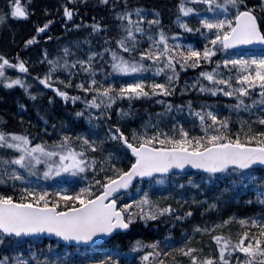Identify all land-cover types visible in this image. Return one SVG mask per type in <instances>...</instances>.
<instances>
[{
	"label": "snow or ice",
	"instance_id": "obj_1",
	"mask_svg": "<svg viewBox=\"0 0 264 264\" xmlns=\"http://www.w3.org/2000/svg\"><path fill=\"white\" fill-rule=\"evenodd\" d=\"M69 2L65 0L62 5L65 30L71 25L73 30L90 31L71 46L64 44L60 49L62 55L42 50L40 61L47 67L42 74H33V82L37 88L43 85L45 90L53 91L54 96L47 98L49 104L55 98L74 104L81 102L82 107L73 115L83 117L93 127L104 121L107 130L97 139L91 130L73 135L64 130L65 124L59 129L53 125L59 138L49 145L45 140L32 143L33 137L26 131L0 127V184L11 185L10 191H0V264H77V256L83 264L84 254L79 249L91 248L103 235L131 231L136 223L148 226L166 218L176 225L192 217L195 207L207 204L206 209L201 207L204 216L251 189H255V197L246 203L258 204L261 212L252 216L232 214L194 224L191 235L186 229L182 231V239H187L178 245L167 237L137 239L132 242V251L143 253L137 264H264V54H240L236 50L240 45H264V0H177L176 24L186 32H198L204 41L201 47L183 43L182 32L166 30L161 12L155 7L147 9L130 4L129 0H96L94 7H107L109 17L117 21L114 38L108 35L109 24L95 15L91 22L83 19L79 6H86L88 0H75L74 7H69ZM5 7L7 11H0V24L6 23L9 16L27 19L34 11L29 9L28 0H6ZM48 11L44 9L45 14ZM76 16H81V20L73 24ZM193 18L198 20L195 27L189 23ZM52 23L45 20L38 25L21 49L26 51L36 43L38 34ZM101 35L103 39L97 47L91 38ZM81 44L88 46L86 56L79 55L83 51ZM144 44L147 46L142 47ZM27 59L18 51L13 63L0 53V83L5 88L19 85L35 101L43 90L32 91L21 75L6 74V68L27 74ZM104 63L109 65L106 71L97 66ZM201 65L210 67L200 71L191 84H180L181 70ZM60 70L67 76L57 74ZM99 73L104 75L97 79ZM112 73L124 74V82L117 84ZM177 88L181 93L195 90L234 98L235 103L227 107L237 112L248 111L252 120H238L239 128L233 132L231 116H220L210 103L194 108L191 100L173 104L157 99L174 95ZM125 98L153 99L162 109L154 114L153 123V114H149L148 119L125 131L128 117L134 118L132 109L115 107ZM185 107L188 115L198 120V131L195 123L186 128L175 117L170 127H161L173 108L183 112ZM113 108L117 122L108 123ZM256 108L260 111L255 112ZM254 125L261 130H255ZM41 164L42 172L38 167ZM185 165L202 171L198 180L190 176L175 185L174 191L179 190L175 191L179 207L170 202L162 204L167 196L153 199L154 185L165 184V174L171 175L170 170L183 169ZM61 173L80 177V187L74 192L68 188L32 187L38 183L31 179L33 176L47 179ZM20 184L28 186L20 188ZM201 184L218 190L211 198L205 197ZM186 186L197 189L200 199H196L197 193L190 199L182 197ZM185 205L188 207L182 211ZM233 224L238 225L235 235L231 230ZM205 235L214 244L207 252V242H200ZM52 237L57 238L55 243L51 242ZM194 238L199 246L192 242ZM44 240L49 243L44 245ZM121 257L116 250L102 259H88L87 264H130L127 256Z\"/></svg>",
	"mask_w": 264,
	"mask_h": 264
},
{
	"label": "trees",
	"instance_id": "obj_2",
	"mask_svg": "<svg viewBox=\"0 0 264 264\" xmlns=\"http://www.w3.org/2000/svg\"><path fill=\"white\" fill-rule=\"evenodd\" d=\"M25 0H22V3H24ZM65 0H28V6L29 9L34 11L27 19H13L9 16L6 23L0 24V53H4L9 58L15 57L16 53L19 51L21 56L27 57V61H32L34 59L40 60V56L42 55V50L47 49L50 53V55H57L61 54L62 46L66 43H68L71 46V43L76 40H80L85 36V33L87 31H90V29L81 28L80 30H73L71 28V25H68V30H65L64 27V20L62 19V11H63V3ZM130 4H140L143 5L147 9H151L153 7L157 8L161 12V23L162 26L168 30V31H178L182 32L183 35L181 37L182 42L187 43H193L197 47H201L203 45V40L200 36L191 35L183 32L182 29H180L176 22H175V16H176V4L177 0H129ZM96 0H88L87 5H80L79 6V12L83 16V19L88 20L91 22L92 17L95 15L98 20H102L104 23L109 24V30L108 35L112 37L117 36V29L115 28V24L117 21L114 19H111L109 17L108 9L105 6H95ZM6 0H0V11H7L6 7ZM69 7H74L75 0H71L68 4ZM47 8L49 11L47 14H45L44 9ZM45 20H52L53 23L49 26L47 30H45L42 34H38L37 42H39L38 45H31L29 48L24 51L21 49V45L23 44V41L27 39L30 35L35 33V28L38 25H42ZM81 20V16H76L73 18L72 23H79ZM45 36H51L52 39L46 41L44 39ZM93 44H96L97 47H99L98 41L103 39V36L100 37H92ZM113 46H114V39H113ZM142 47H146L147 45H141ZM81 48L83 51L79 53L80 56H86L87 48L88 46L86 44H81ZM93 50H96L95 48ZM254 54L258 53L260 55L264 54V51L262 52H253ZM97 66H102L105 71L108 69L109 65L107 63H104L103 65L97 64ZM79 65H77V68ZM210 67L209 65H201L197 66V68L193 69L191 67L181 70L179 80L180 84H184L186 81L188 84H191V81L197 77L200 71L204 70L205 68ZM57 74H60L64 77L67 76V73H64L63 70L58 71ZM81 76L84 74L81 73ZM101 75H104V73L97 74V79L100 78ZM141 77H143V74H137ZM124 75L112 73V79L117 84L119 82H124L123 77ZM148 78H152V73H148ZM162 79V77H161ZM75 83V80L73 81V84ZM207 83V81H205ZM70 91L75 92L76 94H82L79 90L71 89ZM7 97H4L3 100L8 99L9 102L3 101L2 104H6V106H14L19 104V101L17 100V96L15 94L9 92L7 94ZM13 96V99L11 96ZM54 96V95H53ZM166 99L170 100L173 104H185L186 101H193V107L198 108L200 107L201 103L204 104H212L214 108H217L219 110L220 116H227L230 115L231 117L235 116L238 112L235 109H229L227 107L228 104H234L235 100L234 98H228L224 97L222 94H217L213 96L210 93H199L195 90L181 93L179 91V88H177L176 92L172 96L168 97H157V99ZM0 104V105H2ZM33 104L38 107L39 116L37 119L41 122L45 121L47 113H48V105L46 102V98L39 97L37 100L33 101ZM52 105V111L55 115V121H63L68 123L70 131H73V129L77 131H83L91 129V131H99L100 137L104 136L107 130V124L104 123V121H99L98 127H93L89 125L88 121L85 120L83 117H76L73 114L82 107L81 102H75V104L71 101H64L60 98H55ZM131 107L132 112L134 114L133 117H128V123L124 125L125 131H127L129 128L138 126L141 121L148 119L149 114H153L152 120L150 123H153L155 121V113L160 111L162 109V105L157 104L154 102L153 99L144 98V99H135L133 101H129L126 98L119 103H116L115 107H124L128 108ZM9 108H5L0 106V112L5 113L6 115L8 113H11L8 111ZM255 112H259L260 109L256 108L254 110ZM239 113H242V115L247 120H252V114H250L248 111L244 109H240ZM43 117V119H42ZM173 117H175L176 120L181 121L186 128H191L193 123L197 126V131L199 128V122L198 120H195L194 117H191L188 115L187 107H185L183 112H178L175 108L171 110V114L167 117V119L164 120V122L161 124V127H170L172 123H174ZM39 122V123H41ZM117 122V115L115 112V108H113L111 112V120L108 123H116ZM255 130L259 131L261 130L259 125L253 126ZM237 129V125L232 122V130L235 132ZM151 130V129H150ZM195 134V132L193 133ZM52 143V141H51ZM51 143L49 145H51ZM90 171V170H89ZM257 174L259 172L257 171ZM91 175V172L89 173ZM196 177L199 179L198 174H188V175H181L178 180H174L171 176H166V183L163 185H154V192L155 194H159L160 190H163L165 193L169 194L168 187L170 185H176L175 181H187L188 178ZM77 181V182H76ZM74 183L75 190L80 187L81 178L76 180ZM84 183H87V181H83ZM145 185H147V181H144ZM223 186V185H221ZM190 187V186H188ZM191 188V187H190ZM208 188L212 190V186L208 185ZM11 187L10 185H3L0 184V191H10ZM215 190H217L215 188ZM133 191H135V186H133ZM191 193L193 194L194 189L191 188ZM196 191H198L196 189ZM19 194V193H17ZM203 196L208 197V194L205 193ZM255 197V189H251L248 192L242 193L238 200L237 205H233L232 208L236 209L238 211L239 215L244 216H252L254 213H259L262 211L261 207L256 204H247L246 201L249 199ZM132 199H135V196L131 197ZM156 199V198H153ZM161 203H166L161 200ZM174 207H179L177 203L173 204ZM188 206L184 207L182 209L186 210ZM202 208H207V204H203L201 206ZM201 207L194 208V215L190 218H188L186 221L182 223H178L176 225H172L171 218H166L163 220L158 221H152L148 226H144L141 223H136L133 225L131 231L127 230L124 233L118 234L111 238L105 245L102 247L96 248H80V253H83V264H87L88 259H102L103 257L109 255L113 251H120L122 254V259L124 256H127L130 264H137V260L139 258V252L131 253L132 249V242L141 239L145 241L150 240H158L167 237L169 240H172L175 242V245H178L177 238H176V228L179 226L187 227L192 224L201 223L204 219H212V217L215 214V210H211L209 214H206L204 216L201 215ZM152 225H155L153 227ZM233 235H235L236 231L238 229L231 228ZM171 233V236H168V233ZM44 245H47L49 242L44 241ZM54 243V242H52ZM173 245V246H175ZM40 245H37V248H39ZM147 251L148 249H144ZM70 251V250H69ZM143 254V253H142ZM137 257V258H136ZM77 264H81L79 256H77Z\"/></svg>",
	"mask_w": 264,
	"mask_h": 264
},
{
	"label": "rangeland",
	"instance_id": "obj_3",
	"mask_svg": "<svg viewBox=\"0 0 264 264\" xmlns=\"http://www.w3.org/2000/svg\"><path fill=\"white\" fill-rule=\"evenodd\" d=\"M189 23H190V25H191L192 27H195L196 24L198 23V20H196L195 18H193V19H190V20H189ZM177 26H178V25H177ZM183 32H185V33H187V34H191V35L200 36L198 32H195V33H189V32H186L185 30H183ZM202 40H203V39H202ZM203 42H204V41H203ZM249 55H253V54H249ZM14 62H15V61H13V63H14ZM27 63H28V65H29V72H28L27 74L21 73L19 69H14V68L9 69V68H6V74H7V76H9V77H15L16 75H21L22 78L25 79V80L29 83V85H30L32 91H41V90H43V94H45V93H49L50 90H45L43 85H40L39 88H37V87H36V84L33 82V72H34V71H32L33 68H34L35 70H38V71H41V70H43V69H40V67L37 66L36 63H31V61H28ZM121 75H124V74H121ZM131 75H137V74H131ZM141 76H142V75H141ZM122 77H123V76H122ZM37 83H38V82H37ZM13 88H18V89H20V90H23L19 85H13V86L10 88V90H12ZM7 100H8V99H5V100L2 99V100H0V104H2L3 101H7ZM7 102H9V100H8ZM227 116H230V115H227ZM240 119L247 120V119L242 115V113H239V112H238L235 116L231 117L232 122L235 123V124L237 125V129L239 128L238 120H240ZM61 124H65V125H66V127H65V129H64V130L66 131V130L68 129V126H67V123H65V122H63V121L55 122V126H56V128L59 129L60 126H61ZM94 132H95V131H94ZM95 134H96V138L99 139V138H100V137H99V132L96 131ZM58 138H59V136H58V132H57V131H54L53 128H52V129H50V130L48 131V135H40V134L38 135V134L36 133V138H34V140L31 141V142L36 143V142H38V141H40V140H45V141H50V140H52V139L57 140ZM107 149H108V146H106L105 151H107ZM96 155H100V153H96ZM88 174H89V173H88ZM43 178H44V177H43ZM173 178H174V179H177L178 177H177V175H176V176H173ZM44 179H45V178H44ZM75 179H77V176H74V175H72V174H64V173H61V174H59L58 176H52V177L47 178L46 180L49 181V182L60 180V181L62 182V181H64V180H75ZM196 179H197V178H196ZM197 180H198V179H197ZM180 183H181V182H175L176 185H179ZM68 186H69V185H66V184H64V183H60V184H55L51 189H57V188H68ZM174 187H175V185H173V186H171V187L169 188V191H168L169 194H168V193H165L163 190H160V191H159V192H160L159 194L156 195L155 192L152 191L151 195H152L153 198H160V197L167 196L168 199H167V200H162V201H164V202H166V203H169V202H170V203H172V204L177 203V202H176V199H175V191H179V190L177 189V190L174 191ZM20 188H22V187H20ZM201 188H204V189H205V191L203 192L202 195H204L205 193H207V194H208V198H211V197L215 194V192L218 190V189L215 190L214 187L212 188V190H210V189L208 188V185H204V184H201ZM68 189H69V188H68ZM191 192H192V191H191V188L188 187V186H186L185 189L182 191L181 195H182V197H184V198H188V199H190L191 196L193 195ZM193 192H194V193H197V194H196V199H200V194L198 193V191H196V189H194ZM122 202H123V201H122ZM236 204H238V201H237V199L234 197V198H232L229 202L222 204L221 207H220L218 210H215V214H214V216L212 217V219H204L201 223H197V224H201V225H202V224L204 223V221H206V220H207V221H215V220H217V219H219V218L226 217V216H228V215L238 214V211H237L236 209H233V208H232V206H233V205H236ZM202 205H203V204H202ZM202 205H201V206H202ZM186 206H188V205H185L184 207H186ZM201 206H200V207H201ZM195 208H199V207H195ZM238 215H239V214H238ZM193 225H194V224L189 225V226H187V227L179 226V227L176 228V238H177L176 240H177V243H178V244L183 243V242H184V239H187V237H184V238L182 239V231L186 229V230H188V234L191 235V234H192L191 229H192V226H193ZM231 228L238 229V225L233 224V225L231 226ZM196 235H197V236H200L199 233H197ZM192 242H193L194 244H197V246H199V243H200V242H207V246L205 247V252H207L209 249L214 248V244L209 240V237H208L207 235L201 237V241H200V242H198L195 238L193 239ZM136 251H137V252H142V251H140V250H136ZM136 251H135V252H136ZM132 252H133V251H132ZM133 253H134V252H133Z\"/></svg>",
	"mask_w": 264,
	"mask_h": 264
},
{
	"label": "flooded vegetation",
	"instance_id": "obj_4",
	"mask_svg": "<svg viewBox=\"0 0 264 264\" xmlns=\"http://www.w3.org/2000/svg\"><path fill=\"white\" fill-rule=\"evenodd\" d=\"M2 88H5L3 84L1 83L0 85V98H4V93L2 92ZM16 92L19 93V97L22 99L23 97V90H20L18 88H14ZM53 92V91H52ZM25 94V93H24ZM53 93H51L52 95ZM49 95V94H48ZM32 100H25L24 107L20 108L19 105H12V106H6V104H2L0 106L9 108L8 111L11 113H8L7 115L3 112H0L1 116H4L7 120L8 123L11 124L13 128L18 129V131H21L25 129V131L33 136H36V133L38 132L36 124H37V110L36 106L33 104H29ZM33 102V101H32ZM22 118V119H21ZM25 122V123H24Z\"/></svg>",
	"mask_w": 264,
	"mask_h": 264
},
{
	"label": "water",
	"instance_id": "obj_5",
	"mask_svg": "<svg viewBox=\"0 0 264 264\" xmlns=\"http://www.w3.org/2000/svg\"><path fill=\"white\" fill-rule=\"evenodd\" d=\"M263 49H264V45L256 43V44H252V45H240L236 50H263ZM186 171L201 172L202 170L195 169L191 165H185V167L183 169L170 170L171 173H173V172L183 173V172H186ZM121 231H123V230L114 231V233H109V234L103 235L102 238L97 241L96 245H100L102 242L107 240L109 237H111L114 234L119 233ZM45 235H48V234H45ZM56 239L57 238L52 237V240H56ZM61 243L63 244L65 242L61 241ZM69 243L73 244V246L75 245V242H69Z\"/></svg>",
	"mask_w": 264,
	"mask_h": 264
},
{
	"label": "bare ground",
	"instance_id": "obj_6",
	"mask_svg": "<svg viewBox=\"0 0 264 264\" xmlns=\"http://www.w3.org/2000/svg\"><path fill=\"white\" fill-rule=\"evenodd\" d=\"M25 123V122H24Z\"/></svg>",
	"mask_w": 264,
	"mask_h": 264
}]
</instances>
